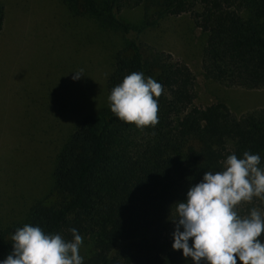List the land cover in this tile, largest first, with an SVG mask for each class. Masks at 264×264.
Segmentation results:
<instances>
[{
  "label": "trees",
  "instance_id": "trees-1",
  "mask_svg": "<svg viewBox=\"0 0 264 264\" xmlns=\"http://www.w3.org/2000/svg\"><path fill=\"white\" fill-rule=\"evenodd\" d=\"M63 1L73 15L122 33L107 91L132 72L152 77L164 89L158 123L137 129L108 105L84 117L54 158L47 196L34 200L20 221L0 227V260L12 251L14 231L29 224L66 240L75 228L90 239L83 264H192L171 248L173 204L205 171H220L228 154L258 153L264 165V108L237 116L224 103L195 106L190 67L151 50L141 36L167 15L190 12L205 35V75L227 87L264 89V0ZM133 7L143 10L136 25L120 16ZM4 25L0 3V31ZM253 207L264 212V202L256 199L236 210L246 216Z\"/></svg>",
  "mask_w": 264,
  "mask_h": 264
},
{
  "label": "rangeland",
  "instance_id": "rangeland-1",
  "mask_svg": "<svg viewBox=\"0 0 264 264\" xmlns=\"http://www.w3.org/2000/svg\"><path fill=\"white\" fill-rule=\"evenodd\" d=\"M0 3V227H6L47 196L54 158L69 133L108 105L107 80L124 36L90 16L73 15L63 0ZM120 16L136 25L143 10L124 8ZM141 42L190 67L195 106L224 103L237 116L264 108V89L227 87L205 75V35L190 12L165 16ZM73 72L82 75L73 80ZM90 244L83 238L82 257Z\"/></svg>",
  "mask_w": 264,
  "mask_h": 264
},
{
  "label": "clouds",
  "instance_id": "clouds-1",
  "mask_svg": "<svg viewBox=\"0 0 264 264\" xmlns=\"http://www.w3.org/2000/svg\"><path fill=\"white\" fill-rule=\"evenodd\" d=\"M78 80L82 72H73ZM163 86L143 72H132L114 86L107 97L114 116L137 129L158 123V98ZM264 202V165L249 151L240 158L228 154L220 171H205L190 186L185 199L173 205V250H180L192 264H264V212L253 207L241 216L237 206L253 200ZM172 205V206H173ZM71 240L25 224L11 236L12 251L0 264H83L79 254L83 237L69 229ZM191 241V243H190Z\"/></svg>",
  "mask_w": 264,
  "mask_h": 264
}]
</instances>
